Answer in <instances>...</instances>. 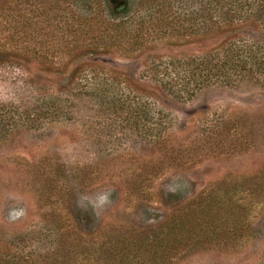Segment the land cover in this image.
I'll list each match as a JSON object with an SVG mask.
<instances>
[{"label":"rangeland","instance_id":"obj_1","mask_svg":"<svg viewBox=\"0 0 264 264\" xmlns=\"http://www.w3.org/2000/svg\"><path fill=\"white\" fill-rule=\"evenodd\" d=\"M36 36L45 52L46 30ZM222 39L162 40L127 58L67 38L61 56L10 59L0 102L35 118L0 138V255L139 264L142 241L189 215L212 216L214 230H194L161 264H264V88L180 101L144 79L151 59L197 57Z\"/></svg>","mask_w":264,"mask_h":264},{"label":"trees","instance_id":"obj_2","mask_svg":"<svg viewBox=\"0 0 264 264\" xmlns=\"http://www.w3.org/2000/svg\"><path fill=\"white\" fill-rule=\"evenodd\" d=\"M121 1L0 0V78L10 59L25 62L42 59L47 53L61 56L70 48L67 38L75 42L89 38L95 55L106 51L138 58L148 45L162 40L180 39L190 45L215 34L224 40L200 56L151 59L144 79L180 101L212 88H264V0ZM70 2L75 10L68 14ZM39 29L46 30L45 52L36 36ZM58 38L64 41L62 47L56 45ZM13 105L0 102V138L20 121L34 122L32 112ZM126 113L134 118L130 109ZM209 219L207 223L192 221L185 215L158 241H142L134 259L139 264H161L168 250L190 239L194 230H199L200 237L214 230L212 216ZM23 263L0 255V264Z\"/></svg>","mask_w":264,"mask_h":264}]
</instances>
